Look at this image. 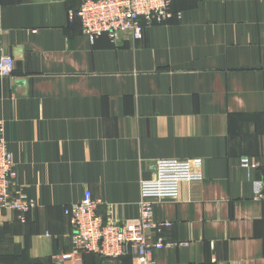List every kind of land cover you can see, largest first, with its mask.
<instances>
[{
    "label": "crops",
    "instance_id": "obj_1",
    "mask_svg": "<svg viewBox=\"0 0 264 264\" xmlns=\"http://www.w3.org/2000/svg\"><path fill=\"white\" fill-rule=\"evenodd\" d=\"M81 0H0V135L17 182L36 202L0 208V264H51L72 249L64 208L85 189L98 213L139 215L141 179L157 159H199L202 180L152 199L168 221L155 264H264V0H173L172 16L93 43L69 10ZM82 264H132L86 254Z\"/></svg>",
    "mask_w": 264,
    "mask_h": 264
},
{
    "label": "built area",
    "instance_id": "obj_2",
    "mask_svg": "<svg viewBox=\"0 0 264 264\" xmlns=\"http://www.w3.org/2000/svg\"><path fill=\"white\" fill-rule=\"evenodd\" d=\"M172 1L81 0L76 10H69V18L79 21L81 32L91 43L100 35L117 43L124 33L140 40L146 27L171 18ZM14 67L12 56L0 54L1 77L9 76ZM199 161L194 158L155 160L149 168L151 177L139 182L138 217L121 222L100 215L97 209L102 200L85 189L79 201L64 208L71 229L72 249L51 254V264H82L83 255L88 253L108 259L129 256L132 264H155L153 252L172 244L161 237L162 229L171 224L154 220L152 199L175 200L182 182L202 180L203 174L196 165ZM241 165L262 170V179L254 183V198L264 202V157L261 162L242 158ZM35 206L36 202L24 194L17 182L15 160L0 135V208L15 211L23 222Z\"/></svg>",
    "mask_w": 264,
    "mask_h": 264
},
{
    "label": "trees",
    "instance_id": "obj_3",
    "mask_svg": "<svg viewBox=\"0 0 264 264\" xmlns=\"http://www.w3.org/2000/svg\"><path fill=\"white\" fill-rule=\"evenodd\" d=\"M76 9H77V8H76ZM76 9H74V10H76ZM73 20H74V19H73ZM88 254H93V255H95V256H98V257H100V258H103V257H101V256H99V255H97V254H94V253H88ZM85 255H86V254L83 255V259H82L83 261H84V257H85ZM122 258H123V257H122Z\"/></svg>",
    "mask_w": 264,
    "mask_h": 264
}]
</instances>
